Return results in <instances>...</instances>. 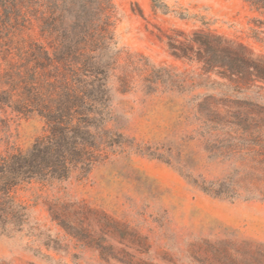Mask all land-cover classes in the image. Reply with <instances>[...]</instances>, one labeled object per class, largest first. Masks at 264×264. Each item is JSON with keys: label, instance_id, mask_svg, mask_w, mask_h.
Here are the masks:
<instances>
[{"label": "rangeland", "instance_id": "obj_1", "mask_svg": "<svg viewBox=\"0 0 264 264\" xmlns=\"http://www.w3.org/2000/svg\"><path fill=\"white\" fill-rule=\"evenodd\" d=\"M160 1L112 0L107 128L123 138L88 173L16 190L27 222L0 235V264H264V85L239 83L224 45L195 36L264 57L257 15L242 0ZM45 131L0 105V158Z\"/></svg>", "mask_w": 264, "mask_h": 264}, {"label": "trees", "instance_id": "obj_2", "mask_svg": "<svg viewBox=\"0 0 264 264\" xmlns=\"http://www.w3.org/2000/svg\"><path fill=\"white\" fill-rule=\"evenodd\" d=\"M242 1L257 15L250 37L264 43V0ZM152 4L166 9L160 0ZM195 36L224 45L220 66L239 83L264 85L263 56L209 33ZM116 46L112 0H0V78L15 79L12 90H0V105L46 125L29 150L0 158V235L19 233L27 222L15 197L21 186L88 173L123 138L107 128Z\"/></svg>", "mask_w": 264, "mask_h": 264}]
</instances>
